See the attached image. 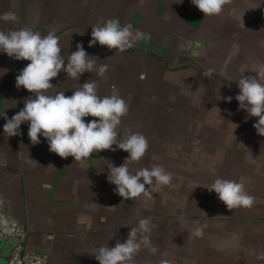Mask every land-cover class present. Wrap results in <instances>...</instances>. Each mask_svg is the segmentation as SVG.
I'll return each instance as SVG.
<instances>
[{
  "label": "crops",
  "instance_id": "0c3cea01",
  "mask_svg": "<svg viewBox=\"0 0 264 264\" xmlns=\"http://www.w3.org/2000/svg\"><path fill=\"white\" fill-rule=\"evenodd\" d=\"M9 11L18 19L0 20V30L54 31L61 55L81 43L98 65H109L103 79L86 72L75 81L62 70L51 80L58 87L50 93L70 96L77 83L89 79L97 80L100 96L118 90L129 103L121 133L130 127L150 145L141 161L129 164L130 171L162 165L175 185H155L147 205L142 199L124 200L108 181L107 162L120 166L127 152L101 150L82 162L62 159L49 151L43 136L38 145L31 143L28 122L20 126L22 135L5 136L3 112L11 118L32 93L15 86L30 62L0 52V196L5 201L0 212L19 222L28 250L43 255L46 264H99L89 254L92 249L124 242L146 217L158 226L151 235L158 251L142 249L136 264L161 259L186 264V254L187 264H203L202 254L208 264H264L258 259L264 252V136L253 127L258 118L238 111L235 99L241 72L255 75L251 71L264 64V0H231L215 16H204L191 0H0V14ZM109 18L144 38L123 53L98 43L89 47L92 26ZM210 68L214 71L206 77ZM228 96L231 102L223 99ZM216 178L243 180L256 198L254 206L227 209L204 188ZM201 225H206L203 237H194L192 230Z\"/></svg>",
  "mask_w": 264,
  "mask_h": 264
},
{
  "label": "clouds",
  "instance_id": "9594fccd",
  "mask_svg": "<svg viewBox=\"0 0 264 264\" xmlns=\"http://www.w3.org/2000/svg\"><path fill=\"white\" fill-rule=\"evenodd\" d=\"M230 2L231 0H191L204 16L220 15L224 5ZM17 19L16 14L11 11L0 14V20L5 22H15ZM91 37L89 47L98 43L109 50L115 49L116 52L123 53L143 39L144 33L134 31L130 25L121 26L118 19L109 18L103 24L92 26ZM61 50L60 37L54 31L42 35L30 27L0 30V52L15 60L30 62L16 76L15 86L32 93L24 100V107L11 118L3 112L6 120L3 125L4 135H22L20 126L28 122V137L33 145H38L41 142L40 136H43L50 152L62 159L73 157L76 162H82L101 150L119 149L127 152L128 157L120 166L107 162L108 181L116 186V194L124 200L142 199L147 205L154 199L155 185L174 188L173 174L162 165L141 168L134 173L130 171L129 164L141 161L150 145L144 134L133 131L130 127L123 129L121 133L122 118L129 112V103L118 90H114L111 95L100 96L97 80L89 79L83 84L77 83L70 96H66L65 91L50 93V90L58 87L51 80L62 70L68 78L75 81H79L86 72H95L97 77L103 79L109 70L108 64L98 65V58L89 56L81 43L76 44V51L70 55H61ZM213 71L210 68L204 75L211 76ZM244 72H241L236 82L239 88V94L235 96L239 102L237 110H244L249 117L258 118L253 127L258 135L264 136V64L251 71L255 75L245 76ZM221 75L226 80L232 79L227 73ZM223 99L231 102L233 97ZM89 116L94 119L85 122L84 118ZM204 188L209 192L214 191L218 199L231 211L251 208L256 201L247 191L243 180L216 178L210 186ZM4 205L5 201L0 196V211ZM179 219L183 223V217ZM0 223L6 226L7 220L0 216ZM156 227L158 226L149 218H139L138 223L130 228L124 242L118 240L111 248L108 245L94 247L89 254L99 264H136V257L142 249L157 253L158 249L152 245L151 240ZM204 228L206 225L197 226L191 234L201 238ZM258 259H264V252L259 254ZM159 264L174 262L171 259H161Z\"/></svg>",
  "mask_w": 264,
  "mask_h": 264
},
{
  "label": "built area",
  "instance_id": "2783aa9c",
  "mask_svg": "<svg viewBox=\"0 0 264 264\" xmlns=\"http://www.w3.org/2000/svg\"><path fill=\"white\" fill-rule=\"evenodd\" d=\"M0 216H3L7 220L6 226L0 223V239L4 241L10 238L18 239V244L11 251L5 264H46V259L43 255L26 248L25 241L27 234L19 222L13 216L2 212H0Z\"/></svg>",
  "mask_w": 264,
  "mask_h": 264
},
{
  "label": "water",
  "instance_id": "95a60500",
  "mask_svg": "<svg viewBox=\"0 0 264 264\" xmlns=\"http://www.w3.org/2000/svg\"><path fill=\"white\" fill-rule=\"evenodd\" d=\"M17 244V238H10L5 241L0 239V263L5 264L7 262L11 251Z\"/></svg>",
  "mask_w": 264,
  "mask_h": 264
},
{
  "label": "rangeland",
  "instance_id": "374dc122",
  "mask_svg": "<svg viewBox=\"0 0 264 264\" xmlns=\"http://www.w3.org/2000/svg\"><path fill=\"white\" fill-rule=\"evenodd\" d=\"M203 242V241H202ZM201 242V243H202ZM203 245L201 244V247H202ZM185 259H186V264H187V254H186V256H185ZM202 260L204 261L203 262V264H208L209 263V260H208V257H207V255H203L202 254Z\"/></svg>",
  "mask_w": 264,
  "mask_h": 264
}]
</instances>
